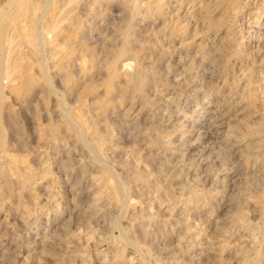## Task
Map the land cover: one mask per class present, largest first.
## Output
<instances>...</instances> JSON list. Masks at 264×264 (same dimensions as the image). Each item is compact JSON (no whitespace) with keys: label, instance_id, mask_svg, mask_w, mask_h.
Returning <instances> with one entry per match:
<instances>
[{"label":"rangeland","instance_id":"obj_1","mask_svg":"<svg viewBox=\"0 0 264 264\" xmlns=\"http://www.w3.org/2000/svg\"><path fill=\"white\" fill-rule=\"evenodd\" d=\"M171 2L0 0V264H264V0Z\"/></svg>","mask_w":264,"mask_h":264},{"label":"bare ground","instance_id":"obj_2","mask_svg":"<svg viewBox=\"0 0 264 264\" xmlns=\"http://www.w3.org/2000/svg\"><path fill=\"white\" fill-rule=\"evenodd\" d=\"M175 1H176V0H175ZM188 1H189V0H188ZM169 2H170V0H169ZM172 2H173V0H172ZM172 2H171V3H172ZM166 3H167V2H166ZM174 3H175V2H174ZM174 3H173V4H174ZM198 4H199V3H198ZM175 5H176V4H175ZM180 6H181V5H180ZM181 7H182V6H181ZM183 7H184V5H183ZM196 7H197V6H196ZM200 7H201V6H200ZM129 8H130V7H129ZM175 8H176V7H175ZM201 8H202V7H201ZM131 9H132V8H131ZM249 10H250V9H249ZM176 11H177V10H176ZM180 12H181V11H180ZM201 12H202V11H201ZM255 12H256V10H255V11L250 10V11H249V14L254 16V15L256 14ZM262 12H263V11H262ZM1 13H2V12H1ZM2 14H3V13H2ZM159 15H160V14H159ZM164 15H165V14H164ZM168 17H169V16H168ZM3 20H4V19H3ZM188 21H189V20H188ZM196 22H197V21H196ZM187 28H188V27H187ZM78 30H79V29H78ZM263 33H264V32H263ZM123 65H124V66H128V65H129L128 61L123 62ZM263 65H264V64H263ZM124 66H123V67H124ZM256 68H257V67H256ZM187 83H188V82H187ZM218 114H219V113H218ZM70 118H71V117H70ZM79 130H80V129H79ZM81 134H82V133H81ZM85 139H86V138H85ZM86 141H87V140H86ZM119 186H120V185H119ZM117 187H118V185H117ZM202 261H203V260H202Z\"/></svg>","mask_w":264,"mask_h":264}]
</instances>
